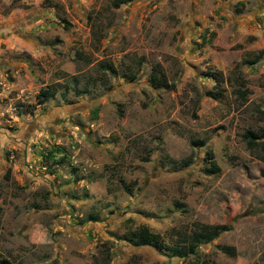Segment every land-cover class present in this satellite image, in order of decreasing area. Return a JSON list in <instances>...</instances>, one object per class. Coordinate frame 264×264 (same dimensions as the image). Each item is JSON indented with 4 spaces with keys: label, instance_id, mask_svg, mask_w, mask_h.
Returning a JSON list of instances; mask_svg holds the SVG:
<instances>
[{
    "label": "rangeland",
    "instance_id": "374dc122",
    "mask_svg": "<svg viewBox=\"0 0 264 264\" xmlns=\"http://www.w3.org/2000/svg\"><path fill=\"white\" fill-rule=\"evenodd\" d=\"M116 1L0 0V264H264V0Z\"/></svg>",
    "mask_w": 264,
    "mask_h": 264
},
{
    "label": "trees",
    "instance_id": "16d2710c",
    "mask_svg": "<svg viewBox=\"0 0 264 264\" xmlns=\"http://www.w3.org/2000/svg\"><path fill=\"white\" fill-rule=\"evenodd\" d=\"M131 0H117L113 5L115 8L119 7L121 4L129 3ZM264 56V50H261L257 56L253 59V61L249 62L248 64H254L257 63L261 57ZM101 70H104V72L108 75H115V70H113L108 64L100 66ZM208 77H211L216 82H221L222 80L216 77V74H207ZM126 77V76H125ZM150 82L152 85L156 88L159 87H167V80L164 76V74L161 72V70L156 66H154L150 72L149 76ZM242 83V84H241ZM240 83V86L242 89L245 88V85H243V82ZM209 97H212L213 99H216V95L207 93L206 94ZM237 95L241 99H245L246 96L249 95L248 90L245 88L244 90H240L237 92ZM194 116V113H192ZM242 139L245 141L246 145L251 149L259 148L260 150H264V143L261 142L262 139H264V133H253V132H247L242 136ZM191 146L196 147H204L205 143L204 141H194L190 143ZM203 162L207 164L206 169L204 170L205 174L207 175H216L219 172V168L216 165L213 154L209 151L205 152V157L203 159ZM188 163L185 162L184 165H187ZM230 230V227L228 225H215V226H208L203 225L199 228L198 231H193L189 236H185L183 238H180L181 242L176 247H169L165 246L160 243L159 237H155L154 235H150L146 229H140L137 231H134L132 233V236L127 239V241L132 244L135 247L138 246H144V245H151L153 247L159 248V249H166L172 256L178 257V258H185L187 255H194L196 249L201 244L209 243L213 240H215L217 237H219L222 233H225ZM224 252L227 254L233 256L234 251L231 248H222ZM198 264H214L210 261H201L198 262Z\"/></svg>",
    "mask_w": 264,
    "mask_h": 264
}]
</instances>
